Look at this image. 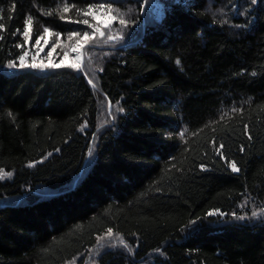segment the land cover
<instances>
[{
  "label": "trees",
  "instance_id": "trees-1",
  "mask_svg": "<svg viewBox=\"0 0 264 264\" xmlns=\"http://www.w3.org/2000/svg\"><path fill=\"white\" fill-rule=\"evenodd\" d=\"M105 2L0 0V264H64L109 228L135 249L97 264H264V219L228 215L264 200V0L142 8L97 73L112 122L82 72L5 68L28 16L65 35Z\"/></svg>",
  "mask_w": 264,
  "mask_h": 264
},
{
  "label": "rangeland",
  "instance_id": "rangeland-1",
  "mask_svg": "<svg viewBox=\"0 0 264 264\" xmlns=\"http://www.w3.org/2000/svg\"><path fill=\"white\" fill-rule=\"evenodd\" d=\"M105 1L107 2L102 4L105 7V11L107 10L108 6L111 5L112 9L119 10V14L122 15L123 18L128 21V23L126 25H121L119 23V20L117 19L111 21V27L105 28L103 27V23L108 22L109 17L107 15H104L102 12H100L97 6L94 7V11H96L98 19H93V17L91 16H87V17L83 16L81 20L88 19L90 24L100 26L101 30L104 31L105 35L101 37L97 33L95 40L91 41L87 45H84V47L81 49V51L84 52L85 55L83 56L82 67L80 68V70H76L71 67H60V68H66V69L82 72L87 78L88 82L92 81V83L89 84L97 99V103L99 107V117L105 120V122L107 121L112 122V118H113L112 115L118 113L119 108L117 106L111 108L109 103L100 94L96 86L97 73L100 71L104 59H106L114 52L113 50L116 47V45L121 44L126 40H132L133 38H135L134 33H136V29H137L136 20L138 19L139 14L142 12L141 11L142 8L145 9L144 18L149 23H152L153 21L159 20V18L162 16L165 7L164 3H168L174 0H105ZM120 4L123 7L120 6ZM64 6L65 4H62L60 6L61 10ZM62 14H66V13H63L61 11V15ZM113 15H116V13L113 12ZM73 26H74L73 31H70L65 35L59 34V37H57L56 35L57 32L50 29L49 30L51 32V35L44 34V32L40 34L44 36V39L40 41V46H39L43 48V51H40L37 61L38 62L42 61L44 63H49V61H51L52 63H57V64L63 63L65 65L76 62L77 53L72 51L73 47H77V40L83 37L84 31H88L91 34L93 29L90 28L89 25H85L77 22H75ZM73 32H79L80 37H72V39H69V34ZM109 36H111L112 39H109ZM36 39L37 37L31 36V33H30V40L28 41L27 44H25V39H24L23 51L30 52V55L26 59V63L29 64L32 63V55H35L37 52V48L33 47V45H35ZM45 40H47V44H45ZM81 43H83L82 40ZM53 45H56L54 50H53ZM50 51H52L51 57L48 56V53ZM65 53H67V55H65ZM15 62L17 65L16 67H9L8 66L9 62H8L5 65V68L11 72L19 71L23 69H32L36 71H48L52 69H57L51 67L43 68V69L31 68V67L21 68L19 67V60L17 59ZM105 116H108L109 118L107 119L105 118ZM100 122L102 121L100 120ZM8 178L9 177H5L4 179H0V181ZM261 209H264V200L258 202L252 197L248 196L243 198L239 202L237 207L228 215L232 219H236L240 221H245V220L252 221L258 219H264V213L260 212ZM253 212H257L258 215L253 216L252 215ZM221 216L223 217L224 214H221ZM105 233H103L99 237H104ZM118 236H119L118 234L113 232L112 237H105V241H104L105 246L99 249H97V240H96L95 244L92 247L88 248L83 253L73 257L71 260H69L64 264H97L96 259L98 254L105 249L120 250L132 254L135 249V246L125 241L128 247H124L123 245L119 244ZM110 243L113 246H110Z\"/></svg>",
  "mask_w": 264,
  "mask_h": 264
},
{
  "label": "snow or ice",
  "instance_id": "snow-or-ice-1",
  "mask_svg": "<svg viewBox=\"0 0 264 264\" xmlns=\"http://www.w3.org/2000/svg\"><path fill=\"white\" fill-rule=\"evenodd\" d=\"M14 7V6H13ZM97 8L99 9L100 12H102L104 15H107L109 17V21L106 23H103V27L105 28H109L111 27V21L114 20H119V23L121 25H126L128 23V21L126 19L123 18L122 15L119 14V10L118 9H112L111 5L108 6L107 10L105 11V7L104 5H99L97 6ZM63 13H67L69 11V7L67 5H65L62 10ZM113 12L116 13V15H113ZM77 14L78 15H83V16H91L93 17V19H98L97 13L96 11H94V6L89 5L87 10H81V9H77ZM62 19H64L65 17L61 16ZM33 22V18L31 16H28L27 19L25 20V27L23 32L21 33V35L24 37L25 39V44L28 43V41L30 40V27L31 24ZM77 23H82L85 25H89L90 28L93 29L92 33L90 34L88 31H84L83 33V37H81L80 39L77 40V47H73L72 51L77 53L76 56V62L71 63V64H63V63H52L51 61H49V63H44L42 61L38 62L37 58L39 57V53L40 51H43L42 47L40 46V41L42 39H44L43 35H38L37 39L35 41V45H33V47L37 48V52L35 55H32V63H26V59L27 57L30 55L29 51H23L22 54H20L17 59L19 60V67L24 68V67H31V68H60V67H71L73 69L76 70H80V68L82 67V62H83V56L85 55L84 52L81 51V49L84 47V45L89 44L91 41L95 40L97 33L99 34V36L103 37L105 35L104 31L101 30L100 26L97 25H93L90 24L88 19H83L80 21H74ZM4 29V25L0 24V30ZM19 32V30H17ZM44 34L47 35H51L50 30L45 27L43 29ZM57 37H59V33L56 34ZM72 37H80V33L79 32H73L69 34V39H72ZM2 38V37H0ZM109 39H112L111 36H109ZM81 40L83 41V43H81ZM45 44H47V40H45ZM17 47H21L23 48L24 45H17ZM56 45H53V50L55 49ZM65 55H67V53H65ZM48 56L51 57L52 56V51H50L48 53ZM177 63L179 64V61H177ZM9 67H16V62L15 61H9L8 64ZM253 75H255V73H253ZM89 83H92V81H89ZM122 111V109H121ZM233 111H237V109H233ZM9 115H11V113H9ZM85 127V125H81V129L83 130V128ZM183 135V134H182ZM223 147V145H221V148ZM243 150V149H241ZM89 152L91 153V148L89 149ZM31 166V165H30ZM231 169L234 172H238L240 169L237 167L235 162L231 163ZM12 175L11 172H5L3 169H0V179H4L5 177H10ZM218 211V210H216ZM261 213H264V209L260 210ZM215 214V212H211L208 213V215H213ZM253 216H257L258 213L257 212H253L252 213ZM113 235V230L111 228L107 229V232L105 233L104 237H98L97 239V249L104 247V241H105V237H112ZM118 242L119 244L123 245L124 247H128V245L126 244L125 240L123 237H119L118 236ZM110 246H113L110 243Z\"/></svg>",
  "mask_w": 264,
  "mask_h": 264
}]
</instances>
